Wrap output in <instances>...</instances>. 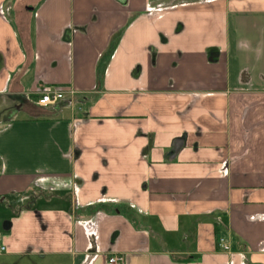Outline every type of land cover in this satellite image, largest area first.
<instances>
[{
    "label": "crops",
    "instance_id": "0c3cea01",
    "mask_svg": "<svg viewBox=\"0 0 264 264\" xmlns=\"http://www.w3.org/2000/svg\"><path fill=\"white\" fill-rule=\"evenodd\" d=\"M0 202L22 264H264V0H0Z\"/></svg>",
    "mask_w": 264,
    "mask_h": 264
},
{
    "label": "built area",
    "instance_id": "2783aa9c",
    "mask_svg": "<svg viewBox=\"0 0 264 264\" xmlns=\"http://www.w3.org/2000/svg\"><path fill=\"white\" fill-rule=\"evenodd\" d=\"M63 98V93L61 90L54 89V90H46L42 92L39 97L37 98V104L40 106H46L55 104L59 100ZM218 245L224 251H228L229 246L225 242L224 238H220L218 241ZM4 250V247H0V251ZM104 264H125V258L122 254H109L106 256L104 260Z\"/></svg>",
    "mask_w": 264,
    "mask_h": 264
},
{
    "label": "rangeland",
    "instance_id": "374dc122",
    "mask_svg": "<svg viewBox=\"0 0 264 264\" xmlns=\"http://www.w3.org/2000/svg\"><path fill=\"white\" fill-rule=\"evenodd\" d=\"M22 115L21 113H19ZM12 215L11 209L8 205L3 204L0 202V235L3 233V224L7 220L9 216ZM22 264V257L21 258H12L7 256L6 254L2 253L0 255V264Z\"/></svg>",
    "mask_w": 264,
    "mask_h": 264
}]
</instances>
